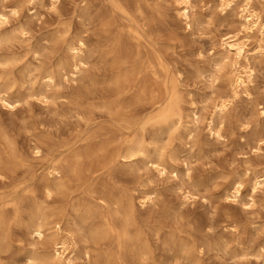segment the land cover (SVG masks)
Listing matches in <instances>:
<instances>
[{
    "label": "bare ground",
    "instance_id": "obj_1",
    "mask_svg": "<svg viewBox=\"0 0 264 264\" xmlns=\"http://www.w3.org/2000/svg\"><path fill=\"white\" fill-rule=\"evenodd\" d=\"M48 1L51 6H56L57 0ZM148 1L83 0L79 16H90V8L96 7L93 3L98 5L94 19H97L95 22L98 24L95 25H99L101 33L99 48L88 52L84 38L72 33V22L63 23L53 33L45 36L44 43L29 51L31 60L41 63L40 59L46 57V51L50 49L48 53L55 57L54 61L46 65H33L32 61L22 63L19 57L1 52L9 47L16 37L24 36L26 30L20 27L6 31L9 16H15L18 9L0 7L2 106L12 108L14 104L25 102L28 98H34L48 106L56 104L58 100H65L71 104V117L74 118L75 126L79 127L75 142L68 146L65 143L66 146H62L57 156H49L48 160L45 159L46 161L39 165L36 163L41 170L38 172H26L29 167L24 169L25 172H15L23 166L18 156L17 144L15 145L16 142L5 131H0V253L9 250L14 234L12 226H18L29 241L28 249L23 250L22 257H18L24 264H72L76 254H81L85 260L91 261L90 243L96 251L93 250L96 254L92 251L93 256H97L94 257L95 261H99V253L101 264H146L148 261L146 240L144 241L141 233L134 229L135 191L133 196H127L128 193L120 192L116 186V189L113 188L112 183L110 182L112 186L109 184V181H113L112 175L101 171L111 165L131 168L135 160H142L149 171L152 170L158 175L169 173L176 176L177 171L171 164L170 167L164 164L165 155L161 157L157 145L164 136L175 130L177 125L183 128L188 139H192V130L183 123L181 111L177 112L175 103L167 100L168 77L162 61L153 59L148 54L149 49L145 47L147 41L145 42L144 38L147 37L143 35V27L151 16L152 6ZM173 1L178 18L189 29L192 22L191 0ZM236 1L217 0V7L220 11H226L231 9ZM28 2L35 5L43 4L44 0ZM89 3L92 4L89 6ZM238 8L241 28L236 32L227 30L218 37L223 52L222 60L230 59L233 65L234 77L232 89L229 90L231 98L245 90L251 76L250 69L240 63L247 54L244 42L246 34L255 29L264 35V19L251 5V0H241ZM70 18L69 20L73 19ZM262 52L263 46L260 44L253 50L254 54L260 55ZM93 53L96 65H93L94 68L89 73V63L93 59L89 61ZM62 82L79 83L80 86L73 88L69 94L61 89ZM228 101L230 100L224 98L217 99L212 115L224 113ZM149 109L152 112L147 114L145 111ZM144 112L147 115H144ZM142 114L144 116H141ZM189 117L191 123L196 124L199 121L198 111L192 108ZM212 119L211 116L207 123L208 131L220 138L221 130H215ZM31 152L39 163L41 150L37 140L33 142ZM153 154L156 156H152ZM170 154L167 157L173 159L169 157ZM37 173H40V177H37ZM28 175L30 178H27ZM36 178H39V183L35 182ZM249 179L251 194L247 195V201L253 203L252 195L255 190L264 185V173H253ZM79 188L83 189L80 198L77 193ZM224 192L226 198L241 197L244 192L242 181L233 179ZM140 194L141 205L154 201L152 193L143 191ZM89 201L98 202L96 207L106 211L92 213L88 208ZM68 212L74 213L79 219L73 224L76 234L80 237V247V242L76 240L78 235L65 228L66 222L70 221H66ZM71 228L74 229L73 226ZM41 244L46 245L42 247ZM11 260L9 259L10 262Z\"/></svg>",
    "mask_w": 264,
    "mask_h": 264
},
{
    "label": "rangeland",
    "instance_id": "obj_2",
    "mask_svg": "<svg viewBox=\"0 0 264 264\" xmlns=\"http://www.w3.org/2000/svg\"><path fill=\"white\" fill-rule=\"evenodd\" d=\"M82 2L83 0H57L54 7L48 0L35 5H31L28 0H0V7L18 9L15 16H9L6 31L21 27L27 33L23 38L16 37L1 52L19 57L21 62H31L29 51L44 43L45 36L53 33L60 24L69 22H72L71 29L74 28L72 33L84 38L86 50L94 52L101 44L99 25L96 27L95 24L98 23L94 19L98 5L93 3L96 7L90 8L92 15L79 16ZM148 2L152 6L151 16L143 27V35L147 37L144 38L147 41L145 47L149 49L148 54L153 59L162 61L168 77L167 100L175 103L176 107L173 106L178 108L177 112L181 111L183 123L192 130V139H188L183 128L177 125L176 132L173 129L162 138L166 142L161 139V143L157 145L159 154L161 157L165 155L163 160L166 161L161 157L160 160L167 167L171 164L177 171L176 176L169 173L158 175L151 169L149 171L142 160H135L131 168L111 165L101 171L112 175L113 181H109V184L112 183L113 188L116 186L120 192L128 193L127 196L134 195V229L147 241L145 243L149 257L146 264H264V185L255 190L252 195L253 203L247 201V195L251 194L250 175L264 173V35L255 29L246 34L244 42L247 54L240 63L250 69L251 76L245 90L231 98L229 93L234 77L233 65L230 59L222 60L223 52L218 37L227 30L236 32L241 28L238 8L241 0H237L226 11H220L217 0H191L192 22L189 29L178 18L173 0ZM90 4L92 3L89 6ZM251 5L264 19V0H251ZM259 44L263 46L262 54H254L253 50ZM48 52L50 49L46 51V57L40 59L41 63H31L46 65L54 61L55 56ZM89 62L88 69L91 70L88 72H92L96 63L94 53ZM61 84V89L69 94L73 88L80 86L79 83ZM220 98L230 100L227 102L228 106L224 113L212 115L213 106ZM58 101L48 106L34 98H28L25 102L14 104L12 108L4 107L0 102V131H5L16 142L18 156L23 164L15 172H25L24 169L28 167L26 172L41 171L39 164L48 160L49 156H57L66 146L65 143L68 146L76 141L79 127L75 126L74 118L71 117L72 106L65 100ZM192 108L198 111L199 121L196 124L190 121ZM145 112L149 114L152 111L149 109ZM145 112L144 115H147ZM211 116L215 130H221L220 138L208 131L207 123ZM36 140L41 150L39 163L31 152V146ZM169 154L174 160L167 157ZM39 174L37 173V177H40ZM237 178L242 181L244 192L237 199L226 198L224 190ZM36 180L39 183V178ZM79 189L77 196L80 198L83 189ZM143 191L152 193L154 201L141 205L140 193ZM91 202L88 204L91 212L96 211L97 214L99 211H106L96 207L98 202ZM76 217L74 213L68 212L66 221L70 220V223L66 222L65 228L72 234H76L73 224L79 220ZM12 230L15 232L11 237V246L3 254L0 253L3 256H0V264H24L18 257H22L23 250L28 249L29 241L18 226H12ZM75 234L74 237L78 235ZM78 237L79 235L76 240L80 242ZM80 244L81 242L78 243L79 247ZM41 245L45 247L46 244ZM91 246L90 243L91 261L76 254L72 264H101V256L97 254L99 261L96 262V251ZM9 259H12L11 262Z\"/></svg>",
    "mask_w": 264,
    "mask_h": 264
}]
</instances>
